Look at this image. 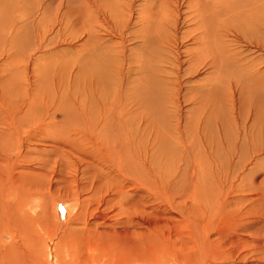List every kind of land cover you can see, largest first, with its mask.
Returning a JSON list of instances; mask_svg holds the SVG:
<instances>
[{
    "label": "rangeland",
    "instance_id": "obj_1",
    "mask_svg": "<svg viewBox=\"0 0 264 264\" xmlns=\"http://www.w3.org/2000/svg\"><path fill=\"white\" fill-rule=\"evenodd\" d=\"M0 162V264H264V0H0Z\"/></svg>",
    "mask_w": 264,
    "mask_h": 264
},
{
    "label": "bare ground",
    "instance_id": "obj_2",
    "mask_svg": "<svg viewBox=\"0 0 264 264\" xmlns=\"http://www.w3.org/2000/svg\"><path fill=\"white\" fill-rule=\"evenodd\" d=\"M104 164V163H101V165ZM0 165H1V162H0ZM92 165V164H91ZM106 165V164H105ZM108 165V164H107ZM5 166V165H4ZM89 167V166H88ZM103 167V166H102ZM105 167V166H104ZM4 168V167H3ZM41 168V167H40ZM101 168V167H100ZM2 169V168H1ZM44 169V168H42ZM103 171V170H102ZM4 169L0 170V186H1V183H2V180L4 178ZM78 172V171H77ZM84 172V171H83ZM79 176V175H78ZM86 176V175H84ZM102 176V175H101ZM109 176V175H108ZM39 177V178H37ZM49 174L47 173H41V174H38L35 173V175H33L32 173L28 172V169H15V168H11L8 170L7 172V181L8 183H14L16 186L19 187V194H18V200L22 203L24 198L26 197V195L31 191V190H34V188L36 189H45L46 190H49L54 186H61L63 185L62 187L63 188H68L72 185H75V183H77V181L75 182L74 180L72 179H67V180H62V179H59V175H58V179L57 180L56 178H49ZM81 177V176H80ZM98 177V176H97ZM77 179V176L75 177ZM94 177L92 176V179ZM2 179V180H1ZM36 179H38V181H36ZM83 179V178H82ZM88 179V178H87ZM91 179V178H89ZM110 179V178H109ZM108 180V179H107ZM45 181H47L45 183ZM91 181V180H90ZM95 181V179H94ZM116 181V180H115ZM119 181V180H118ZM80 182H83V181H80ZM86 182V181H85ZM79 183V186H78V183L76 184L77 187H80L81 190H84V191H90L88 192L90 195L88 196V206L91 208H97V211L99 209H109L111 208L112 206L110 205L112 203V200L113 198L115 197V195H108V197L106 198H103V199H100V198H97L96 197V192L97 191H94V186L92 185L93 182H91V184H89L88 182L86 183ZM117 182V181H116ZM125 183V181H124ZM114 184V183H113ZM131 184V183H130ZM90 185V186H89ZM129 185V184H128ZM47 186V187H46ZM112 186V185H110ZM119 186V185H118ZM130 186V185H129ZM101 187V186H100ZM116 187V186H115ZM101 188H104V187H101ZM78 189V188H77ZM97 189V188H96ZM108 189V187H107ZM102 190V189H101ZM111 190V188L109 189ZM122 190V189H121ZM120 190V191H121ZM125 190V189H124ZM25 191V192H24ZM58 191V190H57ZM60 191V190H59ZM71 191V190H70ZM99 191V190H98ZM105 191V190H104ZM100 192V191H99ZM106 192V191H105ZM115 192V191H114ZM126 192V191H125ZM121 193V192H120ZM101 194V192H100ZM105 194V193H104ZM117 194V193H116ZM125 194V193H123ZM119 195V194H118ZM127 195V194H126ZM106 196V195H105ZM112 196V197H111ZM114 196V197H113ZM24 197V198H23ZM104 197V196H103ZM118 198V197H117ZM115 200V199H114ZM123 200V199H122ZM19 203V202H18ZM30 203V202H29ZM117 203V201H116ZM120 203V201L118 202ZM123 203V202H122ZM24 204H26V202L23 203V206ZM113 204V203H112ZM114 205V204H113ZM32 206V205H31ZM119 206V205H118ZM114 207V206H113ZM86 209V208H85ZM94 211V210H93ZM102 213V212H100ZM105 213V212H104ZM105 217V216H104ZM58 218V217H57ZM110 221V220H109ZM112 225V224H111ZM88 227V225H87ZM91 230V229H90ZM100 231V230H99ZM91 232V231H90ZM96 232V231H94ZM101 232V231H100ZM102 233V232H101ZM99 235V234H97ZM102 237V236H101ZM23 246V245H22ZM142 262V261H141Z\"/></svg>",
    "mask_w": 264,
    "mask_h": 264
}]
</instances>
